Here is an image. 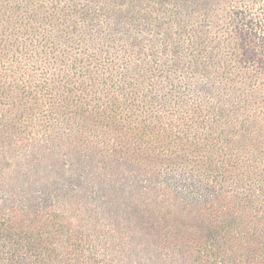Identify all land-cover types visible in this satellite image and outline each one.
<instances>
[{
  "label": "trees",
  "instance_id": "1",
  "mask_svg": "<svg viewBox=\"0 0 264 264\" xmlns=\"http://www.w3.org/2000/svg\"><path fill=\"white\" fill-rule=\"evenodd\" d=\"M164 9L0 0V264H264V55Z\"/></svg>",
  "mask_w": 264,
  "mask_h": 264
},
{
  "label": "rangeland",
  "instance_id": "2",
  "mask_svg": "<svg viewBox=\"0 0 264 264\" xmlns=\"http://www.w3.org/2000/svg\"><path fill=\"white\" fill-rule=\"evenodd\" d=\"M5 4H143L147 11L168 8V15H160V21L172 26L181 19L184 26L202 28L200 35L222 40L231 31H237L241 39V50L250 55H264L262 33L256 30L248 16L249 8L255 14L264 10V0H1ZM256 6V7H254ZM257 8V9H256ZM175 14L171 13V10ZM170 13V14H169ZM264 14V13H263ZM256 20L260 18L256 17ZM264 38V35H263ZM264 67V66H263Z\"/></svg>",
  "mask_w": 264,
  "mask_h": 264
}]
</instances>
